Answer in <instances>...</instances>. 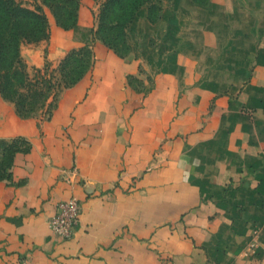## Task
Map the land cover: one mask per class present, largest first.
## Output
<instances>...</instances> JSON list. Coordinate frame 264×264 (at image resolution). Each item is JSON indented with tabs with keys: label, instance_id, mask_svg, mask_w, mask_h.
<instances>
[{
	"label": "crops",
	"instance_id": "obj_1",
	"mask_svg": "<svg viewBox=\"0 0 264 264\" xmlns=\"http://www.w3.org/2000/svg\"><path fill=\"white\" fill-rule=\"evenodd\" d=\"M160 6L154 21L140 8L127 55L93 42V66L49 117H21L0 94V137L30 142L0 178V264H254L264 253V0ZM48 20L49 37L22 53L29 66L39 45L57 62L86 41H59L69 29ZM72 194L81 210L66 239L48 219Z\"/></svg>",
	"mask_w": 264,
	"mask_h": 264
},
{
	"label": "trees",
	"instance_id": "obj_2",
	"mask_svg": "<svg viewBox=\"0 0 264 264\" xmlns=\"http://www.w3.org/2000/svg\"><path fill=\"white\" fill-rule=\"evenodd\" d=\"M191 1L203 7L211 3V0ZM42 5L50 9L57 25L68 29L76 24L80 0H40L33 7L18 0H0V94L14 103L21 117L40 111L45 118L49 117L59 91L75 84L96 59L93 44L85 41L70 47L55 67H50L46 60L43 67L33 66L31 72L20 52V44L49 37V20ZM142 6L147 9L148 19L156 20L160 0H99L95 24L90 29L92 40L100 41L119 56L127 55L132 49L127 29ZM134 81L142 84L140 78L128 74L127 82L135 87ZM29 147V140L22 135L0 137V178L10 176L14 153Z\"/></svg>",
	"mask_w": 264,
	"mask_h": 264
},
{
	"label": "built area",
	"instance_id": "obj_3",
	"mask_svg": "<svg viewBox=\"0 0 264 264\" xmlns=\"http://www.w3.org/2000/svg\"><path fill=\"white\" fill-rule=\"evenodd\" d=\"M56 207V212L48 219L49 228L52 233L67 239L73 235L79 219L81 210L79 199L72 194L67 198L58 200ZM248 249L250 254L255 255L257 242L249 241ZM14 264H31V260L27 256H20ZM254 264H264V253L255 259Z\"/></svg>",
	"mask_w": 264,
	"mask_h": 264
},
{
	"label": "rangeland",
	"instance_id": "obj_4",
	"mask_svg": "<svg viewBox=\"0 0 264 264\" xmlns=\"http://www.w3.org/2000/svg\"><path fill=\"white\" fill-rule=\"evenodd\" d=\"M20 1L22 4L24 5H27V6H30V7H33L36 3H39L40 4V0H18ZM81 2V5L79 6V10H78V19L80 18L81 14H82V10H84V12L86 13L85 16L87 17L88 16V20H87V26L84 27V30L86 31L85 33V37L82 36V38H78L79 35L77 34L78 31H81V28H79V22H78V19H77V22L76 24L71 27V28H68L69 30L68 31H64V33L62 32L61 35H58V40L62 41L63 39H69V40H72V38L74 40H86V41H89L93 44V42H96V40H92L91 38V32H90V29L91 27L93 26L94 22H95V18H94V12L95 10L97 9V6L99 4V0H80ZM42 8L43 10L45 11V13L47 14L48 18L49 19H52V14L50 12V9L45 6V5H42ZM51 25V24H50ZM74 32V36H72V34L70 35L69 33H72ZM38 43H41V41H37ZM27 43H31L32 45H34L35 43L34 42H26V41H22L21 44H20V52L21 54L24 53L25 55L27 54V47L29 46V44ZM44 42H42L43 44ZM70 43V42H69ZM59 45H61L59 43ZM40 47V54L42 56V63L38 66V67H43L45 65V61L48 60L50 62V67H55L57 65V62L56 61H53L52 59H50L48 57V53H49V49L47 48V46H41L39 45ZM63 49H65V46H63ZM23 56V55H22ZM24 58V57H23ZM25 59V58H24ZM26 61V60H25ZM27 67L28 69L32 72L33 70V66H29L27 64ZM134 84L136 86H139L140 84L136 81H134ZM39 116L40 117H44V114H43V111H40L38 112Z\"/></svg>",
	"mask_w": 264,
	"mask_h": 264
}]
</instances>
